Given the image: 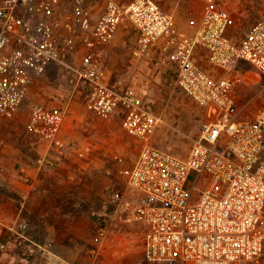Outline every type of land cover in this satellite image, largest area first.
Segmentation results:
<instances>
[{"label":"built area","instance_id":"obj_1","mask_svg":"<svg viewBox=\"0 0 264 264\" xmlns=\"http://www.w3.org/2000/svg\"><path fill=\"white\" fill-rule=\"evenodd\" d=\"M66 1H2L0 116L15 118L51 65L72 69L70 81L88 108L103 118L117 116L144 142L128 185L137 197L134 217L144 232L146 258L167 264L259 261L264 254V109L243 118L236 90L241 75L255 69L264 75V19L236 38L235 16L218 0H205V10L190 19L187 30L159 0L106 1L94 30L97 41L110 42L122 27H132L135 55L167 69L168 85L182 88L211 115L190 152L179 155L151 142L161 117L139 89L112 82L92 54L85 53L79 66L71 62L79 31L90 27L91 15L88 0H70L73 12ZM198 48L207 51L215 72L196 59ZM245 64L254 69L245 70ZM70 100L32 106L28 127L48 151L62 143ZM46 159L48 154L40 161ZM123 197L121 190L111 194L112 202ZM105 229L100 227L97 241ZM27 230L28 223L18 221L12 226L14 239H30Z\"/></svg>","mask_w":264,"mask_h":264},{"label":"rangeland","instance_id":"obj_2","mask_svg":"<svg viewBox=\"0 0 264 264\" xmlns=\"http://www.w3.org/2000/svg\"><path fill=\"white\" fill-rule=\"evenodd\" d=\"M106 1H87L91 25L79 31V49L71 62L79 66L85 53L92 54L112 82L139 89L161 117L151 142L187 155L210 113L182 88L168 85L167 69L157 68L147 56L135 55L138 43L132 27H122L110 42L97 41L94 30ZM159 2L175 15L182 30L207 5L205 0ZM218 3L234 14L236 38L264 19V0ZM66 6L68 12L76 10L70 0ZM195 55L206 69L217 70L206 50L198 48ZM73 75L70 68L51 65L17 116H0V242L6 243L0 248V264H167L146 258L144 232L134 217L137 197L128 175L144 142L129 134L117 116L103 118L91 111L72 85ZM241 76L236 90L241 116L254 117L264 109V75L255 69ZM62 97H71L62 143L48 151L29 129L28 120L34 104H53ZM47 154L49 159L40 161ZM28 188L31 193L25 197L22 192ZM115 190L124 194L119 202L111 200ZM18 221L28 223L30 239H14L12 226ZM102 225L106 229L97 241ZM251 264H264V254Z\"/></svg>","mask_w":264,"mask_h":264},{"label":"crops","instance_id":"obj_3","mask_svg":"<svg viewBox=\"0 0 264 264\" xmlns=\"http://www.w3.org/2000/svg\"><path fill=\"white\" fill-rule=\"evenodd\" d=\"M23 168H24V167H23ZM17 179H18V178H17ZM11 180H12V179H11ZM11 180H10V181H11ZM13 180L15 181V179H13ZM19 180H20V179H19ZM29 187H32V186H29ZM29 189H30V188L27 189V192H22V195L25 196V197L29 196L30 193H31L30 191H28ZM39 192H41V190H40ZM20 194H21V193H20ZM25 200H26V199H25ZM62 255H63V254H62ZM63 257H64V258H67V257H65V256H63Z\"/></svg>","mask_w":264,"mask_h":264},{"label":"trees","instance_id":"obj_4","mask_svg":"<svg viewBox=\"0 0 264 264\" xmlns=\"http://www.w3.org/2000/svg\"><path fill=\"white\" fill-rule=\"evenodd\" d=\"M250 65V64H249ZM252 66V65H251ZM244 69L246 70H248V69H251V67L250 66H246V64L244 65ZM13 195H15L14 193L11 195V196H13Z\"/></svg>","mask_w":264,"mask_h":264}]
</instances>
